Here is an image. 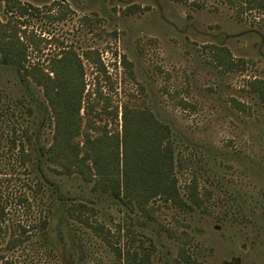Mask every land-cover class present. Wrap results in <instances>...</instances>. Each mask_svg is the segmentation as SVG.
I'll list each match as a JSON object with an SVG mask.
<instances>
[{
  "label": "rangeland",
  "instance_id": "rangeland-1",
  "mask_svg": "<svg viewBox=\"0 0 264 264\" xmlns=\"http://www.w3.org/2000/svg\"><path fill=\"white\" fill-rule=\"evenodd\" d=\"M18 1L28 12L8 13L0 0V23L17 27L28 45V65L47 67L73 48L83 61L87 98L102 111L95 121L103 131H122L125 105L148 108L170 125L181 193L196 180L202 206L181 210L156 200L149 220L121 199L94 193L80 176L38 164L37 152L52 144L54 125L28 108L48 107L44 92L0 60V197L10 213L0 264H125L69 218L71 202L95 207L94 221L122 247L155 249L154 264H186L183 249L200 264H264V105L249 86L264 80V13L238 20L236 10L218 0ZM223 48L240 69L218 63ZM91 51L100 54L107 74L85 57ZM235 100L247 110L237 109ZM116 109L118 118L109 114ZM14 128L18 141L34 135L28 150L35 160L27 165L17 160L19 149L8 150ZM38 176L44 193L31 207L19 204L21 197L31 199L28 184ZM44 218L46 230L39 228ZM20 226L27 227L26 239L9 251L11 237L22 235Z\"/></svg>",
  "mask_w": 264,
  "mask_h": 264
},
{
  "label": "trees",
  "instance_id": "trees-1",
  "mask_svg": "<svg viewBox=\"0 0 264 264\" xmlns=\"http://www.w3.org/2000/svg\"><path fill=\"white\" fill-rule=\"evenodd\" d=\"M1 1L6 4L8 13L17 11L22 15L28 12L18 0ZM218 1L234 8L238 20L255 12L264 13V0ZM16 28L10 22L0 23V60L42 88L48 107L41 108L39 105L38 109L28 108V111L31 114L36 110L41 111L43 118L48 115L54 125L52 144L37 152L38 164L48 162L58 168L55 170L60 175L80 176L86 183L93 184L94 193L121 199L136 207L149 220L154 219L150 206L156 200H163L181 210L192 211L202 206L196 180L189 184L185 196L181 193L177 177V149L170 125L159 120L148 108L137 109L125 105L122 131L116 134L103 131L95 121L102 118V111L97 112L95 104L87 98L81 55L69 48L51 59L47 67L28 65V45ZM219 51L217 60L224 69L234 71L241 68L238 62L231 59L227 49ZM223 52L228 56H223ZM85 57L94 58L98 69L107 74L98 52H86ZM122 62L128 65L126 58ZM249 86L264 105V80L255 79ZM234 106L242 111L247 110L236 100ZM109 114L118 118L119 110ZM94 132L102 134L94 136ZM33 138V133H24L18 141L15 128L9 138L8 150L13 154L16 148L19 149L16 158L22 165L35 160L28 150V146L34 142ZM41 178L38 176L34 186L28 184L32 197H21L19 204L31 207L38 194L44 193L45 183ZM67 205L69 218L89 228L125 264H154L152 256L155 249L145 250L142 245L136 249L132 243L122 247L121 243L114 242L115 234L105 225L94 221L97 213L95 207L84 202ZM9 215L4 199L0 197V236L5 226L10 224ZM48 225V219L44 218L39 228L46 230ZM19 229L22 235H13L7 243V250H14L24 243L27 227L20 226ZM179 256L186 264H200L186 249L181 250Z\"/></svg>",
  "mask_w": 264,
  "mask_h": 264
}]
</instances>
